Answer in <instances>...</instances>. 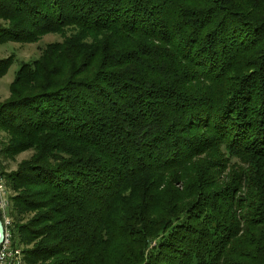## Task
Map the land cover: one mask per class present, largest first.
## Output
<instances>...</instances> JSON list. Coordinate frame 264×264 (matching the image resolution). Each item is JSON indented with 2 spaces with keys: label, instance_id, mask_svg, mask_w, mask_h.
<instances>
[{
  "label": "trees",
  "instance_id": "16d2710c",
  "mask_svg": "<svg viewBox=\"0 0 264 264\" xmlns=\"http://www.w3.org/2000/svg\"><path fill=\"white\" fill-rule=\"evenodd\" d=\"M49 34L0 103L26 264H264V0H0Z\"/></svg>",
  "mask_w": 264,
  "mask_h": 264
},
{
  "label": "rangeland",
  "instance_id": "374dc122",
  "mask_svg": "<svg viewBox=\"0 0 264 264\" xmlns=\"http://www.w3.org/2000/svg\"><path fill=\"white\" fill-rule=\"evenodd\" d=\"M63 38L57 34H49L41 38V40L37 43H7L4 45H0V59H6L10 56H14V64L8 70L7 74L0 79V103L5 102L10 97V86L15 80L16 73L20 69L23 63H32L34 60L38 59L47 45L51 43L61 42ZM0 141L6 142V137L4 133L0 134ZM0 142V146H1ZM33 155V152H24L16 157V159H7L0 156V170L5 171L6 174H11L12 172H16L18 166L27 159H30ZM238 161L232 160L231 166L237 167ZM1 172V171H0ZM2 177L6 180L7 186L11 192L10 199H11V207L10 212L12 216V208H13V201L12 198L15 195V191L12 189L11 185L9 184L8 179L5 175L2 174ZM35 214V213H34ZM13 224H14V217ZM14 237V235H13ZM12 237V242L14 247L20 249L22 252L23 263L26 264L25 259V250L26 247L21 244H15L14 239Z\"/></svg>",
  "mask_w": 264,
  "mask_h": 264
},
{
  "label": "bare ground",
  "instance_id": "6f19581e",
  "mask_svg": "<svg viewBox=\"0 0 264 264\" xmlns=\"http://www.w3.org/2000/svg\"><path fill=\"white\" fill-rule=\"evenodd\" d=\"M0 200H4V206L6 208V218L5 215L2 214V208H0V219L2 221L4 230H8L9 228L13 227V218L11 216L10 212V205H11V199L10 195L11 192L7 186L6 180L2 177L1 172H0ZM17 249V250H16ZM8 250H15V259L18 261V264H24L23 263V258L21 255L20 249L14 247L12 239H9L8 242Z\"/></svg>",
  "mask_w": 264,
  "mask_h": 264
},
{
  "label": "built area",
  "instance_id": "2783aa9c",
  "mask_svg": "<svg viewBox=\"0 0 264 264\" xmlns=\"http://www.w3.org/2000/svg\"><path fill=\"white\" fill-rule=\"evenodd\" d=\"M0 208H2V214H4L6 218L4 200H0ZM12 237V228L8 227V230H4V239L0 245V264H18V261L15 259V250H8V242L9 239H12Z\"/></svg>",
  "mask_w": 264,
  "mask_h": 264
},
{
  "label": "water",
  "instance_id": "95a60500",
  "mask_svg": "<svg viewBox=\"0 0 264 264\" xmlns=\"http://www.w3.org/2000/svg\"><path fill=\"white\" fill-rule=\"evenodd\" d=\"M3 239H4V227H3L2 221L0 219V245L3 242Z\"/></svg>",
  "mask_w": 264,
  "mask_h": 264
}]
</instances>
